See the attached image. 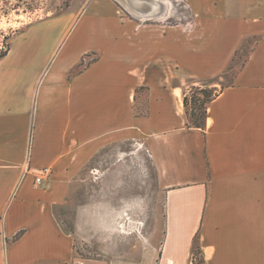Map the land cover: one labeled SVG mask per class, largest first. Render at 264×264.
<instances>
[{
	"label": "crops",
	"instance_id": "1",
	"mask_svg": "<svg viewBox=\"0 0 264 264\" xmlns=\"http://www.w3.org/2000/svg\"><path fill=\"white\" fill-rule=\"evenodd\" d=\"M224 16L213 29V45L199 47L193 40L183 49L178 31L164 35L165 42L175 41L172 50L165 43L152 45L150 38L135 41L122 63L139 70L137 77L122 79L112 54L117 75L101 81L94 111L78 84L99 72L73 80L69 73L78 58L96 49L66 62L71 36L63 44L64 31L46 34L51 21L15 37L0 61V264H119L80 256L75 234L64 232L54 213L71 192L68 165L109 144H89L94 124L108 141H140L161 178L174 182L164 190V240L140 264H193L196 247L205 264H264V15ZM255 36L263 38L233 84L217 90L209 104L205 129L189 126L187 88L219 78L242 42ZM137 81L150 92L143 118L133 115ZM107 116L109 135L98 130ZM47 167L51 175L39 186L34 172Z\"/></svg>",
	"mask_w": 264,
	"mask_h": 264
},
{
	"label": "rangeland",
	"instance_id": "2",
	"mask_svg": "<svg viewBox=\"0 0 264 264\" xmlns=\"http://www.w3.org/2000/svg\"><path fill=\"white\" fill-rule=\"evenodd\" d=\"M165 7L162 18L148 20L133 15L117 0H0V53L8 45L12 46L18 34L37 23L51 21L46 34L59 33V36L64 31L63 44L71 36L66 44V62H72L81 51L96 49L78 58L77 65L69 73L73 80L82 72L92 75L99 72L96 77L84 78L78 84L79 95L88 98L94 111L97 110L96 96L104 86L101 81H110L117 75V63L112 54L119 58L122 79H129L128 74L137 77L139 70L130 68L128 62L122 63L127 60L128 50L133 48L135 41L143 44L150 38L152 45L165 43L172 50L175 41L168 38L165 42L164 35L171 37L178 31L179 39L183 38V49L191 47L193 40L202 47L213 43V29L220 28L225 13L264 15V0H226V3L224 0H170L165 1ZM98 24L100 27L96 29ZM262 38H246L219 78L197 82L187 88L185 96L189 104L185 109L189 122L192 113L204 115L205 107L200 105L202 91L215 96L217 90L233 84ZM114 49L116 52H112ZM132 86H140L132 93L133 115L147 117L149 88L138 81ZM128 110L130 107L126 105L127 113L132 111ZM110 118L107 116L98 129L107 130V135L111 134ZM93 129L88 133L89 144L96 141L109 144L92 157L84 158L85 162L68 165L71 192L65 204L54 207V213L61 229L75 234L76 251L83 258L140 264L143 256L164 240V190L167 184L174 182L161 178L158 166L140 141L133 138L108 141L96 133V124ZM38 171L40 169L34 172L35 182Z\"/></svg>",
	"mask_w": 264,
	"mask_h": 264
},
{
	"label": "bare ground",
	"instance_id": "3",
	"mask_svg": "<svg viewBox=\"0 0 264 264\" xmlns=\"http://www.w3.org/2000/svg\"><path fill=\"white\" fill-rule=\"evenodd\" d=\"M133 15L141 19L162 18L166 12L165 1L170 0H117ZM173 2V0H171Z\"/></svg>",
	"mask_w": 264,
	"mask_h": 264
},
{
	"label": "trees",
	"instance_id": "4",
	"mask_svg": "<svg viewBox=\"0 0 264 264\" xmlns=\"http://www.w3.org/2000/svg\"><path fill=\"white\" fill-rule=\"evenodd\" d=\"M10 49H11V45H8L6 50L0 53V61L8 55ZM202 95H203V99L201 100L200 105L205 107L204 115L198 116L197 114L192 113L191 115L192 120L188 123V125L204 130L206 126L208 106L213 101V99L216 97V95L211 96V94H209L206 91H202ZM188 104H189V99H188V96L186 95L184 98V105L186 108H188ZM187 116H188V111H187ZM20 236L21 234H18L15 239H18ZM193 264H205L204 259L201 257V251L199 247L195 248Z\"/></svg>",
	"mask_w": 264,
	"mask_h": 264
},
{
	"label": "built area",
	"instance_id": "5",
	"mask_svg": "<svg viewBox=\"0 0 264 264\" xmlns=\"http://www.w3.org/2000/svg\"><path fill=\"white\" fill-rule=\"evenodd\" d=\"M50 175H51L50 167L40 169V171H38V173L36 175V182L35 183L37 185H42L45 182V180H47L50 177Z\"/></svg>",
	"mask_w": 264,
	"mask_h": 264
},
{
	"label": "water",
	"instance_id": "6",
	"mask_svg": "<svg viewBox=\"0 0 264 264\" xmlns=\"http://www.w3.org/2000/svg\"><path fill=\"white\" fill-rule=\"evenodd\" d=\"M148 20H151V19H148Z\"/></svg>",
	"mask_w": 264,
	"mask_h": 264
}]
</instances>
